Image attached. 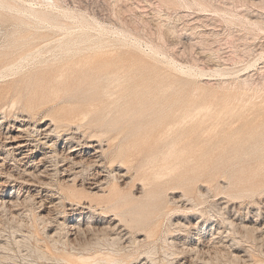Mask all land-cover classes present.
<instances>
[{
	"label": "rangeland",
	"instance_id": "rangeland-1",
	"mask_svg": "<svg viewBox=\"0 0 264 264\" xmlns=\"http://www.w3.org/2000/svg\"><path fill=\"white\" fill-rule=\"evenodd\" d=\"M25 1H0V131L17 136L51 124L59 137L55 147L46 141L47 158L67 149L71 133L81 145L98 140L104 155L99 170L60 163L58 175L68 174L56 180L50 160L38 163L41 154L20 168L0 151V264H66V240H91L85 256L102 264H264V0H54L72 20L40 26L19 10L45 5ZM74 16L97 31L76 43L78 55L58 49L80 34ZM117 67L128 72L131 95L118 110L114 99L95 96L108 86L99 78ZM165 89L169 97L155 101L136 96ZM188 100L203 117L174 125ZM172 101L177 108L163 110ZM225 101L229 113L221 115ZM57 110L84 114L70 121ZM119 148L125 155L115 160ZM25 169L41 179L19 177ZM89 217L93 233L75 235Z\"/></svg>",
	"mask_w": 264,
	"mask_h": 264
},
{
	"label": "bare ground",
	"instance_id": "bare-ground-1",
	"mask_svg": "<svg viewBox=\"0 0 264 264\" xmlns=\"http://www.w3.org/2000/svg\"><path fill=\"white\" fill-rule=\"evenodd\" d=\"M1 3H3L2 1L3 0H0ZM18 1V0H17ZM20 1V0H19ZM40 1V4H44L46 8L44 9H37V8H34V6H29L27 8H24L23 10H19L22 18L28 23V22H36L37 24L40 25H45V24H54L57 22L58 20V16H61L62 18H65L64 20H72V16L71 14H60L59 11L56 10V2L54 0H38ZM21 2L23 3H26L25 0H21ZM33 5V4H32ZM41 6V5H40ZM43 7V6H42ZM60 14V15H59ZM80 17V16H79ZM76 17L74 16L73 18L75 19L76 23L78 24V28L80 29L79 30V33L77 35L76 38H71L73 35L72 34H68L66 35L68 38H70L66 43L62 44L61 46H59V50L60 51H63L65 54H75V55H78L79 54V51H74V47L76 45L77 42H79V40H81L82 38H87L91 33V31L95 30V28L91 27L90 24L87 23V21L84 19V17ZM70 22V21H69ZM95 23V22H94ZM167 23V22H166ZM76 24V25H77ZM75 25V26H76ZM97 26H99L98 24H96ZM22 26V25H21ZM30 27V26H29ZM49 27V25L47 26ZM52 27V26H51ZM101 27V25H100ZM163 27V26H162ZM53 28V27H52ZM98 29V28H97ZM59 30V29H58ZM99 30V29H98ZM64 31V30H63ZM66 31V30H65ZM69 31V30H68ZM102 31V30H101ZM74 32V31H73ZM100 32V31H99ZM72 33V32H71ZM75 33V32H74ZM97 33V31H96ZM95 34V33H94ZM97 35V34H96ZM99 35V33H98ZM100 35L102 36V33L100 32ZM122 35V34H121ZM66 37V39H67ZM103 37V36H102ZM65 38V37H64ZM63 39V38H62ZM98 40V37L96 38ZM94 39V40H96ZM100 39V38H99ZM103 39V38H102ZM89 40V39H88ZM93 40V39H92ZM120 40V38L118 39ZM122 40V39H121ZM57 41H60V40H57ZM123 42V41H122ZM86 43V42H85ZM89 43V42H88ZM96 43V42H95ZM125 43V42H124ZM92 44V43H91ZM81 45V44H80ZM106 45V44H105ZM119 45V44H118ZM127 45V44H126ZM26 46V43L22 46L24 47ZM101 46V45H100ZM99 46V47H100ZM103 47V46H102ZM100 47V48H102ZM131 47V46H130ZM99 48V49H100ZM123 48V47H122ZM94 49V48H93ZM118 49V48H117ZM125 49V48H124ZM133 49V48H132ZM136 49V47H135ZM114 50V49H113ZM142 50V49H141ZM155 50V49H154ZM55 51V50H54ZM97 51V50H96ZM153 51V50H152ZM157 51V50H156ZM156 51H153V52H156ZM38 52V50H37ZM82 52V51H81ZM40 53V51H39ZM86 53V52H85ZM157 54V52L155 53V55ZM31 55V54H30ZM154 56V54H153ZM28 57V56H27ZM155 58V57H154ZM30 59V58H29ZM49 59V58H48ZM158 59V58H157ZM161 59V57H160ZM158 59V60H160ZM162 60V59H161ZM160 60V61H161ZM29 61V60H28ZM46 62V61H45ZM28 63V62H27ZM161 63V62H160ZM164 63V61H163ZM166 63V62H165ZM18 64V63H17ZM175 64V63H174ZM38 65V64H37ZM161 65V64H160ZM165 65V64H164ZM168 65V64H166ZM169 67H171L172 69H176V67L174 65H168ZM21 68V67H20ZM27 68V67H26ZM264 68V67H263ZM23 69V68H22ZM184 69V68H183ZM19 70V69H18ZM110 70V69H109ZM190 70V69H189ZM251 70V69H250ZM20 71V70H19ZM177 71V69H176ZM187 71V70H186ZM184 71V72H186ZM194 72V70H192ZM198 71V70H197ZM18 72V71H17ZM16 72V73H17ZM182 72V71H181ZM182 72V73H184ZM188 72V71H187ZM1 73V72H0ZM5 73V72H4ZM13 73V72H12ZM22 73V72H21ZM191 73V71H190ZM189 73V74H190ZM197 73V72H196ZM187 75V73H186ZM192 75V74H191ZM200 75V74H199ZM218 75V74H217ZM10 76V75H9ZM128 72H126L125 70V67H117V71L114 73L111 72H108V73H105V77L102 78L100 77L99 80L97 81L98 83H101L102 81H106L107 82V87H102V88H99V86L96 87L95 91V96H99V97H103V96H107L109 97V100L111 99H114V107L115 109H122V105L121 103L127 101V99H129L131 97V95L127 94V92H124V89L130 84L129 80H128ZM193 76V75H192ZM195 76V75H194ZM250 76V75H249ZM6 77L5 75H0V78H4ZM198 78V76H196ZM200 77V76H199ZM203 77V76H202ZM189 78V77H188ZM193 79V77H192ZM204 79V78H203ZM5 80V79H4ZM3 83V81H2ZM22 83V82H21ZM248 83H249V80L248 78L246 79H242V80H239V85H241V90L243 89H246L248 87ZM102 86V85H101ZM115 87L114 91L111 92L109 90V87ZM251 88V87H250ZM168 89V88H167ZM167 89L165 90H161V91H158L156 93V91H150V92H147V93H143L142 90L141 91H138L136 92V96L140 95V96H150L149 98H151L150 100L151 101H155L158 99V97L160 95H164V96H167L168 94V97H169V91H167ZM240 89V88H239ZM234 90V88L232 89ZM242 90V91H243ZM264 90V89H263ZM245 91V90H244ZM259 92V91H258ZM246 93V91H245ZM249 93V92H248ZM256 93H257V90H256ZM255 93V94H256ZM160 94V95H159ZM260 94V93H259ZM257 95V94H256ZM167 97V99H168ZM72 100H69L68 102H71ZM184 101V100H182ZM101 103H103V101H101ZM13 104V103H12ZM15 104V102H14ZM13 104V105H14ZM47 104V103H46ZM179 102H176V101H172V102H169V104L167 105V107H162L163 110L167 111V112H170L173 110L174 106L177 108ZM191 101H185V103H182L183 107H179L177 108L176 111L182 113V116L179 118V122L178 123H175L174 125H177V126H182L183 124H185L186 122L188 121H196L200 118L203 117V112H204V108L200 105V104H193ZM8 105V104H7ZM95 105V104H94ZM93 106V105H91ZM12 107V105H11ZM11 107H9L11 109ZM15 108V106H13ZM12 107V108H13ZM245 107V106H244ZM13 108V109H14ZM6 109V108H5ZM211 109V108H210ZM229 106H228V103L225 101V105L222 107V111L221 113L219 114H224V115H228L229 111ZM5 111V110H4ZM209 111V110H208ZM4 113V112H2ZM22 113V112H21ZM61 113V111L57 110V112H55L54 115L58 116L59 114ZM84 113H81V112H75V111H71L69 113H65L64 115H61L60 116H63L64 118L66 119H70V121H72L71 119L73 118H76L77 116H80ZM89 114V113H88ZM88 114H86L85 116H87ZM217 114V113H216ZM22 115V114H21ZM210 115V114H209ZM16 117V116H15ZM18 117V116H17ZM20 117V116H19ZM24 118V116H22ZM87 118V117H86ZM3 119V118H2ZM207 119V118H206ZM6 120V119H4ZM49 120V119H48ZM249 120V119H248ZM2 121V120H1ZM57 121V120H56ZM213 121V120H212ZM9 122V121H8ZM85 122V120H84ZM74 123V122H73ZM83 123V122H82ZM81 123V124H82ZM119 123V121H118ZM3 124V123H2ZM1 124V125H2ZM23 124V123H22ZM76 124V123H75ZM115 124V123H114ZM14 125V124H13ZM12 125V126H13ZM74 125V124H73ZM11 126V127H12ZM49 127H47L46 130H37V131H30L29 129L26 130V132H18V135L17 136H14L11 134L10 131H8L7 133L5 132H2L0 131V151H3L5 152L8 156H12L13 160L19 165L20 164V168H21V165H24L23 167L26 166V164H24L26 161H27V164H30L29 162H35L36 161V156L38 155H42V158L38 161V163H41V164H44L45 161H48L50 160V165L51 167L53 166L55 169V176L51 175L52 177H54L56 180L58 179L59 174V164L61 163H65V162H72L73 163V166H81L84 171H90L92 169H95V167H97L98 169V164H100V160L102 159L103 155H104V150L102 148V145L98 143V140L96 139H91L89 140V144H85V145H81L83 142H81L80 140H77L78 138L76 137V133L75 134H72L71 133V137H67L68 139H66V144H67V149L63 148V149H60V151H53L52 152V156L50 157L49 155V158H47V153L45 152V146L44 145H47L48 142H46L47 140L52 141V147H55L57 145V139L56 137H59V136H55V133H56V130H52V125H48ZM30 127V126H29ZM10 128V127H9ZM31 128V127H30ZM37 128V127H36ZM111 128V129H110ZM110 128L108 130H111V131H115L114 128H113V125L110 126ZM1 129V128H0ZM8 129V128H7ZM35 129V128H33ZM77 129V128H76ZM25 130V129H24ZM59 130V129H58ZM100 130H104V125L103 126H100ZM123 130V129H121ZM168 130V129H167ZM172 130V129H171ZM18 131V130H17ZM23 131V130H21ZM60 131V130H59ZM73 132V131H72ZM76 132V131H74ZM73 132V133H74ZM120 133H123V132H120ZM228 133V132H227ZM226 134V133H225ZM230 134V133H228ZM57 135V134H56ZM65 135V134H64ZM96 137V136H95ZM102 138V137H101ZM205 142V141H204ZM8 143H11V144H8ZM77 143V144H76ZM110 143H113V142H110ZM182 144V143H181ZM110 147V146H109ZM7 148V150H5ZM86 149L87 150L85 151V154H84V150L83 149ZM54 153V154H53ZM172 153V154H171ZM2 155V154H1ZM16 155L18 156H21L20 159H18V157H16ZM125 155V151L123 150V148H119L115 154H114V159H118V158H122L123 156ZM169 159L167 160V168H168V172L169 174H172L173 171H175L174 168H170L172 166H170V164H174L173 163V157L175 156L174 154V151L173 152H170L169 153ZM187 157V156H186ZM181 159V158H180ZM6 160V159H5ZM9 160V159H8ZM173 160V161H171ZM8 162V161H7ZM115 162V161H114ZM175 162V161H174ZM102 163V162H101ZM4 164V163H2ZM40 164V165H41ZM68 164V163H67ZM66 164V165H67ZM127 164V163H126ZM5 165V164H4ZM39 166V164H37ZM48 165V164H47ZM72 165V164H71ZM12 166V165H11ZM36 166V167H38ZM43 166V165H42ZM3 167V165H2ZM62 167V166H61ZM70 167V166H69ZM80 167V168H81ZM16 168V167H15ZM19 168V169H20ZM67 169V168H66ZM100 169V168H99ZM98 169V170H99ZM48 170V169H47ZM53 170V171H54ZM82 170V169H81ZM13 171V170H12ZM65 171V169H64ZM120 171V170H119ZM17 172V171H16ZM44 172V171H43ZM46 172V171H45ZM49 172V171H48ZM47 172V174H48ZM74 172V171H73ZM77 172V171H75ZM80 172V171H78ZM95 172V171H94ZM99 172V171H98ZM13 173V172H12ZM9 174L7 176H9L10 178H13L15 177L13 174ZM15 173V172H14ZM19 173V172H18ZM35 173V172H34ZM34 173H29L28 170H22V172H20L19 174V177L21 176H30L31 179H36V181L38 182L39 180L37 179H41L39 178V174L35 175ZM65 173V172H64ZM68 174V173H67ZM67 174H64V175H67ZM95 174V173H94ZM64 175H60V176H64ZM86 175V174H85ZM91 175V174H90ZM43 175H41L42 177ZM46 176V175H45ZM8 177V178H9ZM44 177V176H43ZM111 177V176H110ZM124 177V176H123ZM16 178V177H15ZM24 178V177H23ZM29 178V179H30ZM68 178V177H67ZM108 178V177H107ZM14 179V178H13ZM18 179V178H17ZM53 179V178H52ZM63 179V178H62ZM16 180V179H14ZM22 180V179H21ZM89 180V179H88ZM109 180V179H108ZM119 180L118 177L115 176L114 178V182ZM121 180V179H120ZM24 181V180H23ZM26 182H28L29 180H25ZM24 181V182H25ZM34 181V180H33ZM64 181V180H63ZM35 182V181H34ZM34 182H31V184H33ZM112 182V181H111ZM28 183V184H30ZM40 183H44V181L42 182L40 180ZM39 183V184H40ZM61 183V182H60ZM63 183V182H62ZM89 183V182H88ZM108 183V182H107ZM30 184V186H31ZM36 184V183H35ZM38 184V183H37ZM67 184V183H66ZM34 185V184H33ZM45 185V184H44ZM68 185V184H67ZM38 186V185H37ZM42 186V185H41ZM85 186V185H84ZM87 187V186H86ZM65 188V187H64ZM91 188V187H90ZM97 188V187H96ZM88 189V188H87ZM92 189V188H91ZM107 194V193H106ZM8 197V196H7ZM182 198V197H181ZM184 198V197H183ZM4 201V200H3ZM175 202V201H174ZM14 203V202H13ZM10 204V202H9ZM6 205V202H2V206L4 207ZM188 208V207H187ZM191 208V207H190ZM91 209V208H90ZM192 212V211H191ZM81 213V212H80ZM91 213V212H90ZM222 217V216H221ZM91 220V217L88 218V221H87V230L84 231V229L81 228V225L79 222H77L76 224V234L78 235H82L81 238L84 236V235H87V233H90L93 231L90 226V221ZM93 221V220H92ZM114 221V220H113ZM188 221V220H187ZM94 222V221H93ZM99 222V221H98ZM79 223V224H78ZM82 224V223H81ZM113 224V223H112ZM196 225V224H195ZM232 227L233 224L231 223ZM84 226V225H83ZM185 226V225H184ZM221 226V225H220ZM63 227V228H62ZM62 230L65 231V238L68 237V235H70V231L67 230V226L66 224L64 223L62 225ZM117 227V226H116ZM196 227V226H195ZM223 227V225H222ZM100 228V227H98ZM109 228V226H108ZM228 228V227H227ZM105 229V228H103ZM112 228H110L111 230ZM116 229V228H115ZM200 229V228H199ZM226 229V228H225ZM101 230V229H99ZM106 230V229H105ZM107 231V230H106ZM63 232V231H62ZM100 232V231H99ZM105 232V231H104ZM222 232V231H221ZM93 233V232H92ZM103 233V232H101ZM115 234V233H114ZM73 235V234H72ZM224 235V234H223ZM222 235V236H223ZM94 236V235H93ZM122 236V235H121ZM221 236V235H220ZM221 236V238H222ZM214 237V236H212ZM93 238V237H92ZM117 238V237H116ZM224 238V237H223ZM80 239V238H79ZM90 239V237H89ZM95 239V238H94ZM214 239V238H213ZM233 239V238H232ZM113 240V239H112ZM200 240V239H199ZM222 240V239H221ZM64 241V240H63ZM67 242V245H69L72 249V254L68 255L67 258H64L62 259L63 262H65L66 264H102L100 262H97V261H93L90 257H86L85 256V252L89 251L90 247L94 244L93 242H91V240L89 242H83L81 243V241H79L80 243H78L76 240L75 244L70 242L69 240H66ZM84 241V240H83ZM122 241V240H121ZM165 241V240H164ZM216 241V240H214ZM220 241V240H219ZM224 241V240H223ZM212 244V241L210 242ZM209 243V245H210ZM234 244V243H233ZM236 244V243H235ZM63 245V244H62ZM66 245V244H64ZM214 245V244H213ZM212 245V246H213ZM220 245V244H219ZM226 245V244H225ZM216 246V244L214 245V247ZM224 246V245H222ZM65 247V246H64ZM203 247H204V244H203ZM207 247V245H205L204 247V250H206L205 248ZM214 247L211 249L210 252H212V250L214 249ZM217 247V246H216ZM215 247V248H216ZM226 247V246H224ZM231 247V246H230ZM209 249V247H207ZM220 248V247H219ZM229 248V247H228ZM232 248V247H231ZM235 248V247H234ZM238 248V247H237ZM180 249V248H179ZM201 249V248H200ZM218 249V248H217ZM216 249V250H217ZM222 251H223V248H221ZM227 248H224V250H226ZM184 250V249H182ZM229 250H231L229 248ZM233 250V249H232ZM180 251V250H179ZM203 251V249H202ZM209 251V250H208ZM215 251V249H214ZM221 251V250H220ZM228 251V250H227ZM107 252V251H106ZM111 252V251H110ZM197 252V251H196ZM195 252V253H196ZM198 252H201V250H198ZM197 252V253H198ZM229 252V251H228ZM119 253V252H118ZM206 253H209V252H206ZM204 254V252H203ZM233 254V253H232ZM97 255V254H96ZM95 255V256H96ZM101 255V254H99ZM104 255V254H103ZM117 255V254H116ZM198 255V254H197ZM205 255V254H204ZM94 256V257H95ZM111 256V254H110ZM149 256V255H148ZM219 256V255H218ZM221 256V255H220ZM93 257V256H92ZM153 257V256H152ZM173 257V256H172ZM239 257V256H238ZM50 258V257H49ZM109 258V257H108ZM111 258V257H110ZM142 258V257H140ZM210 258V257H209ZM131 259V258H130ZM145 259V258H144ZM114 260V259H113ZM127 259H121V260H114V261H104L103 264H132L130 263L128 260V262L126 261ZM211 260V258H210ZM93 261V262H92ZM209 261V259L207 260ZM172 262V261H171ZM202 262V261H201ZM60 263V262H59ZM204 263V262H203ZM208 263V262H207ZM205 263V264H207ZM171 264V263H170Z\"/></svg>",
	"mask_w": 264,
	"mask_h": 264
}]
</instances>
